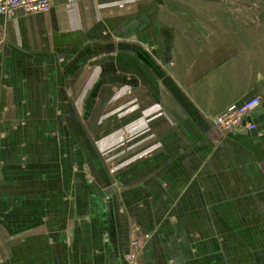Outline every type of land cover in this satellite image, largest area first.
Listing matches in <instances>:
<instances>
[{"label":"crops","instance_id":"obj_1","mask_svg":"<svg viewBox=\"0 0 264 264\" xmlns=\"http://www.w3.org/2000/svg\"><path fill=\"white\" fill-rule=\"evenodd\" d=\"M196 1L0 16V264H264V0Z\"/></svg>","mask_w":264,"mask_h":264},{"label":"built area","instance_id":"obj_2","mask_svg":"<svg viewBox=\"0 0 264 264\" xmlns=\"http://www.w3.org/2000/svg\"><path fill=\"white\" fill-rule=\"evenodd\" d=\"M52 2L53 0H0V16L11 19L18 11L23 14L48 12L52 8ZM261 103L260 96H252L242 104L232 105L214 116L212 122L222 134L256 131L261 135L263 131L257 128V124L251 119L252 111L260 108ZM144 244V240L140 237L131 240L130 261H135L138 258Z\"/></svg>","mask_w":264,"mask_h":264},{"label":"rangeland","instance_id":"obj_3","mask_svg":"<svg viewBox=\"0 0 264 264\" xmlns=\"http://www.w3.org/2000/svg\"><path fill=\"white\" fill-rule=\"evenodd\" d=\"M233 2V1H232ZM230 2V3H232ZM217 0H209V2H206L205 0H197L193 7H194V14L197 15L199 14L200 17L203 15L204 17H209V18H217L218 15V9H217ZM228 4V1H227ZM242 7L240 6H233L229 9L230 15H233L235 18H250V8H249V1L248 0H242L241 2ZM200 5V6H196ZM254 15V14H253ZM258 17L264 18V10L258 12ZM114 168H110V172L114 173ZM136 232H134L132 235H135ZM133 262L131 264H135L136 262Z\"/></svg>","mask_w":264,"mask_h":264}]
</instances>
